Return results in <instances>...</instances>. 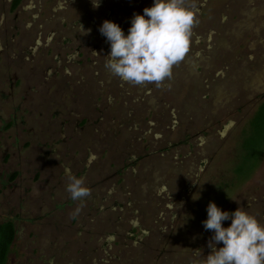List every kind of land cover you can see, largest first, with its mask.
Segmentation results:
<instances>
[{"label":"rangeland","instance_id":"obj_1","mask_svg":"<svg viewBox=\"0 0 264 264\" xmlns=\"http://www.w3.org/2000/svg\"><path fill=\"white\" fill-rule=\"evenodd\" d=\"M212 1L0 0L5 264H264V0Z\"/></svg>","mask_w":264,"mask_h":264},{"label":"trees","instance_id":"obj_2","mask_svg":"<svg viewBox=\"0 0 264 264\" xmlns=\"http://www.w3.org/2000/svg\"><path fill=\"white\" fill-rule=\"evenodd\" d=\"M249 134L243 140V150L248 151L247 156H243L239 171H246V166L249 163V157L257 160L261 151L264 149V101L259 105L256 113L250 120ZM246 151V152H247ZM16 235L15 224L12 220H7L0 223V264H5L10 248L13 244Z\"/></svg>","mask_w":264,"mask_h":264},{"label":"flooded vegetation","instance_id":"obj_3","mask_svg":"<svg viewBox=\"0 0 264 264\" xmlns=\"http://www.w3.org/2000/svg\"><path fill=\"white\" fill-rule=\"evenodd\" d=\"M10 1V5L11 6H16L21 0H9ZM212 1V0H211ZM213 2V1H212ZM261 97H262V99L260 100L261 101V103L264 101V93L261 95ZM260 103V104H261ZM247 151V150H246ZM260 156V155H259ZM258 156V157H259ZM257 159H259V158H257ZM257 161V160H256ZM256 161H254V159H252V162H250L249 161V164H247V166H246V169H250L251 168V166H253V164L256 162ZM38 185V184H37ZM36 185V190L38 189V190H42V192L44 193V191H50L51 193H52V197L51 198H54V197H58V192H59V194L62 196V198H65L67 195H68V192L67 191H65V190H62V187H58V188H51V187H45V183H41V184H39L38 186ZM60 188V189H59ZM67 188H68V186H67ZM50 202H52V201H48V204L50 203ZM51 204V203H50ZM135 226H137V225H135Z\"/></svg>","mask_w":264,"mask_h":264}]
</instances>
